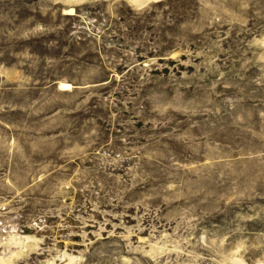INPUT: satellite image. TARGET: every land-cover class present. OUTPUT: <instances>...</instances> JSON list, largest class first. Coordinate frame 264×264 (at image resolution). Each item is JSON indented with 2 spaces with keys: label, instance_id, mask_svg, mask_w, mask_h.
<instances>
[{
  "label": "rangeland",
  "instance_id": "obj_1",
  "mask_svg": "<svg viewBox=\"0 0 264 264\" xmlns=\"http://www.w3.org/2000/svg\"><path fill=\"white\" fill-rule=\"evenodd\" d=\"M68 257L264 264V0H0V264Z\"/></svg>",
  "mask_w": 264,
  "mask_h": 264
},
{
  "label": "bare ground",
  "instance_id": "obj_2",
  "mask_svg": "<svg viewBox=\"0 0 264 264\" xmlns=\"http://www.w3.org/2000/svg\"><path fill=\"white\" fill-rule=\"evenodd\" d=\"M133 1H135V2H141V1H158V0H133ZM63 87H69V85H67V84H63ZM19 237V236H18ZM11 239H13V241L15 242V244H17V243H19V244H17V245H19V246H21L20 245V243H26V244H28V243H30L31 242V239L30 238H28V237H20V238H17V237H15V238H11ZM12 241V242H13ZM23 247V248H22ZM22 247H21V251L22 252H25V251H27V247H25V246H23L22 245ZM21 253V252H20ZM16 256H17V254H16ZM65 257H67V256H65ZM65 257H63V258H65ZM9 259V258H8ZM1 261H3V262H5V260L4 259H1ZM73 262H74V257H68V258H66L65 260H64V262H62L61 261V264H73ZM51 264H54V262H52ZM232 264H244V262H243V260H241V259H238V258H236V259H234L233 261H232Z\"/></svg>",
  "mask_w": 264,
  "mask_h": 264
}]
</instances>
